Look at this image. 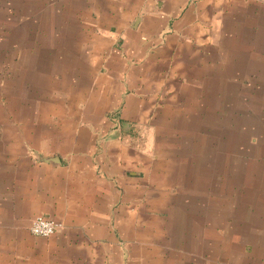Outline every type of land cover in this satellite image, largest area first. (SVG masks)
<instances>
[{
	"label": "crops",
	"instance_id": "crops-1",
	"mask_svg": "<svg viewBox=\"0 0 264 264\" xmlns=\"http://www.w3.org/2000/svg\"><path fill=\"white\" fill-rule=\"evenodd\" d=\"M250 4V0H0V264L40 262L36 252L47 242L30 233L39 217L63 224L51 237L100 244L91 256L104 258L102 264H202L197 260L201 257L212 264L206 249L210 237L205 235L199 249L194 244L166 254L158 247L149 250L153 241H171L165 239L170 234L164 233V216L175 219L177 208L171 205L165 172L144 169L147 160L143 170L139 165V171H133L139 162L129 152V131L141 130L142 136L149 133L153 138L164 114L171 113L169 108L182 96L180 89L191 85L188 71L212 66L213 50L236 44V36H228L243 30ZM57 17L60 27L53 32L52 19ZM44 19L47 29L42 32L59 33V41L37 43ZM57 44L60 50L90 51L87 60L92 65L103 60L106 72L91 77L89 98L79 113L106 112L113 118L103 123L65 121L54 125L63 132L37 138L36 122L21 124L19 114L27 104L34 114L35 92L42 89L37 82L49 76H21L19 51H28L27 59L33 60L29 51L51 50ZM75 90L80 93L77 98L84 96V89ZM28 97L32 102L25 103ZM63 103L61 112L67 113ZM69 129L72 137L66 133ZM194 188L193 194L206 191L205 185ZM208 188L210 193L209 182ZM179 207L185 210L182 218L187 217V208L182 203ZM187 238L190 241L188 234ZM255 242L253 256L259 257L264 234Z\"/></svg>",
	"mask_w": 264,
	"mask_h": 264
},
{
	"label": "rangeland",
	"instance_id": "rangeland-1",
	"mask_svg": "<svg viewBox=\"0 0 264 264\" xmlns=\"http://www.w3.org/2000/svg\"><path fill=\"white\" fill-rule=\"evenodd\" d=\"M250 2L253 4L243 16V30L228 36H236V44H227V50H213L212 66L194 67L195 73L189 70L193 67H186L191 85L180 89L182 96L169 108L171 113L164 114V123L156 133L153 130V138H149V133L142 136L141 130L129 131V152L136 163L139 162L133 171L138 172L139 165L143 170L147 160L144 169L165 172L171 186L167 188L171 205L177 208L175 219L163 215L164 233L171 235L165 239L171 241H153L149 243V250L158 247L166 254L177 249L185 251L194 244L199 249V239L205 235L207 240L210 237L206 249L211 251L212 264H236L239 261L252 264V260H264V248L260 247L259 257L253 256L252 251L253 244H257V235L264 234V0ZM45 25L44 22L39 28L37 43L50 41V38L59 41V33L42 32L47 29ZM58 27L59 18H53V32ZM27 52L19 51L21 76L35 75L41 79L49 76L37 82L42 89L37 88L35 92L34 114L28 104L21 106L19 114L21 124L36 122L37 138L63 132L54 125L59 127L65 121L99 120L103 123L113 118L106 112L98 115L79 113L86 97L89 98L86 91L91 77L106 72L103 60L99 65H92L87 60L90 51L60 50L58 44L51 50L36 48L29 51L33 60L27 59ZM77 87L84 89V99L77 98L80 96L75 90ZM28 100L32 102L28 97L25 103ZM63 102H66L67 113L61 112ZM66 133L72 137L74 131L69 129ZM193 185L194 189L205 185V193L193 194ZM181 203L188 211L184 218L185 210L179 207ZM183 221L188 225L183 226ZM119 232L117 228V234ZM187 234L190 241L186 240ZM192 238L198 241L193 242ZM41 239L47 244L36 252L38 264L105 262L102 257L91 256L93 251L101 249L100 244L65 242L58 236ZM81 244L83 252L77 257ZM166 260L178 262L171 256ZM197 260L202 264L208 262L203 257Z\"/></svg>",
	"mask_w": 264,
	"mask_h": 264
},
{
	"label": "built area",
	"instance_id": "built-area-1",
	"mask_svg": "<svg viewBox=\"0 0 264 264\" xmlns=\"http://www.w3.org/2000/svg\"><path fill=\"white\" fill-rule=\"evenodd\" d=\"M61 229H63L61 222L39 217L33 222L30 230L36 237L49 238Z\"/></svg>",
	"mask_w": 264,
	"mask_h": 264
}]
</instances>
